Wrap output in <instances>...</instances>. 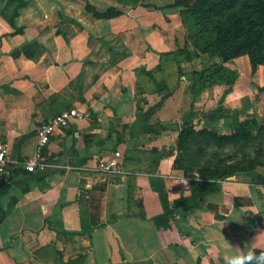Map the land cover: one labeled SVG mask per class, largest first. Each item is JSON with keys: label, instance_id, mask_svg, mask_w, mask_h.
Wrapping results in <instances>:
<instances>
[{"label": "crops", "instance_id": "0c3cea01", "mask_svg": "<svg viewBox=\"0 0 264 264\" xmlns=\"http://www.w3.org/2000/svg\"><path fill=\"white\" fill-rule=\"evenodd\" d=\"M27 1L0 0V141L10 151L0 264H221L246 245L264 250V172L205 186L176 165L183 126L233 124L215 86L196 90L186 71H167L173 12L131 0ZM87 3L124 12L97 17ZM33 43L32 55L13 57ZM262 69H250L253 82ZM239 86L222 109L249 93ZM65 110L83 117L58 129L44 167L28 171L37 127ZM101 159L121 169L102 171Z\"/></svg>", "mask_w": 264, "mask_h": 264}, {"label": "rangeland", "instance_id": "374dc122", "mask_svg": "<svg viewBox=\"0 0 264 264\" xmlns=\"http://www.w3.org/2000/svg\"><path fill=\"white\" fill-rule=\"evenodd\" d=\"M154 1L165 5L179 0ZM184 1L187 4L194 2V0ZM166 12H173L174 15L170 18L165 14L167 21L173 25L177 24L169 29L167 38L170 40V49L163 54L167 60V71L171 76L177 70L181 71L180 76L186 71L185 74L195 89L215 86L214 97L219 102H217V110H222H219L220 117H224L234 125L231 128L217 125L192 128L191 123L185 125L188 129L181 133L183 138H179V132L176 142L178 164L184 166L189 175L202 180L208 179L211 182L223 180L230 171L239 168L249 170L250 166L253 172L262 176L264 172V69L257 75L258 81L253 82V73L250 70L252 59L249 55H242L246 57L244 59L239 58L222 63L220 57L216 55L214 35L209 28V23L207 27L203 26L200 19L179 7L167 8ZM216 16L213 15L212 19ZM164 33L167 35V31L164 30ZM130 38L144 48L136 33H131ZM205 44H209V50L206 52L203 51ZM217 62L219 64H216ZM259 66L264 64H258L257 68ZM157 67H160V63ZM237 69L242 70L243 75ZM259 80L263 81V84L259 85ZM237 83L240 84V93L243 90H248L249 93L241 97V100L232 98L230 105L233 109H222L225 93ZM254 117L257 119V124L242 131L237 130L240 121ZM179 139L180 143H178Z\"/></svg>", "mask_w": 264, "mask_h": 264}, {"label": "trees", "instance_id": "16d2710c", "mask_svg": "<svg viewBox=\"0 0 264 264\" xmlns=\"http://www.w3.org/2000/svg\"><path fill=\"white\" fill-rule=\"evenodd\" d=\"M131 2L133 6L141 5L154 10L164 11L166 8L177 7L181 10L186 9L189 13L200 19L203 22V26L207 27L210 24L209 28L214 35L213 41L215 43L216 55L220 57L222 63L247 54L252 59L253 72L256 70L258 64H264V0H194L191 4H187L184 0H179L165 5H159L154 0H131ZM27 3V0H20L21 6L27 5ZM86 8L97 17L116 16L124 12L122 9L113 6L108 7L104 11H99L95 6L88 3L86 4ZM213 15H217L215 19H212ZM22 30L21 27L17 28V31ZM203 38H205V35H203ZM38 47H41L38 43L27 44L14 51L13 57L18 58L21 55H32ZM208 50L209 44H205L203 51L206 52ZM216 64H219V62ZM255 124H257L255 117L245 119L238 123L237 130L242 131ZM191 127L194 128V125L192 124ZM187 129V126L182 127L180 135ZM180 135L179 138H183ZM178 143H180V139ZM176 165L184 169L187 177H193L186 172L184 166L178 164L177 158ZM232 175L260 176L252 171V166H250L249 170L239 168L230 171L224 178ZM203 181L205 186L215 184L216 182H209L208 179H204ZM9 186L6 183L0 187V198ZM2 212L4 213L3 210ZM171 212L172 210L166 212V220L170 219Z\"/></svg>", "mask_w": 264, "mask_h": 264}, {"label": "built area", "instance_id": "2783aa9c", "mask_svg": "<svg viewBox=\"0 0 264 264\" xmlns=\"http://www.w3.org/2000/svg\"><path fill=\"white\" fill-rule=\"evenodd\" d=\"M83 114L77 110H65L48 121L42 122L36 130L38 136V148L34 156L26 160V169L35 171L37 167H44L41 159L42 149L50 142L53 134L61 128H67L75 119H80ZM9 147L7 143L0 141V174H3L7 168L9 160ZM99 168L105 172H116L121 169L120 163L115 159H101Z\"/></svg>", "mask_w": 264, "mask_h": 264}, {"label": "clouds", "instance_id": "9594fccd", "mask_svg": "<svg viewBox=\"0 0 264 264\" xmlns=\"http://www.w3.org/2000/svg\"><path fill=\"white\" fill-rule=\"evenodd\" d=\"M244 248V252H233L227 259V264H264V250L256 251L248 245Z\"/></svg>", "mask_w": 264, "mask_h": 264}, {"label": "water", "instance_id": "95a60500", "mask_svg": "<svg viewBox=\"0 0 264 264\" xmlns=\"http://www.w3.org/2000/svg\"><path fill=\"white\" fill-rule=\"evenodd\" d=\"M6 183L5 178H0V186L4 185Z\"/></svg>", "mask_w": 264, "mask_h": 264}]
</instances>
